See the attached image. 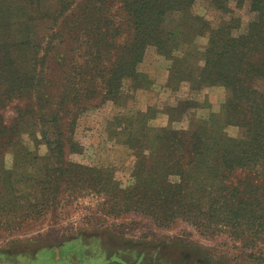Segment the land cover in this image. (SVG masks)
<instances>
[{"label": "rangeland", "instance_id": "rangeland-1", "mask_svg": "<svg viewBox=\"0 0 264 264\" xmlns=\"http://www.w3.org/2000/svg\"><path fill=\"white\" fill-rule=\"evenodd\" d=\"M45 1L28 13L34 17L28 33L36 57L28 52L32 46L22 50L7 43L4 49L6 56L14 52L20 66L18 72L6 69V76L15 77L32 67L35 77L27 81L21 99L0 96V208L6 207L9 213L20 209L27 202L17 199L10 204V196L18 194L15 190L20 194L31 191L47 169L50 181L39 183L37 190L41 185L51 187L49 210L44 217L26 220L15 228H6L3 224L7 219L0 218V264H264V236L251 235L246 227V233H235L231 227L220 225L223 219L210 216L209 208L203 213L191 209L192 205L150 199L143 193L148 178L139 181L136 171L144 159L142 174L147 176L155 161L145 140L136 136L155 127L187 129L192 117L208 119L212 115L225 125L227 135L243 138L244 129L225 122L226 89L220 85L193 89L187 81L168 86L171 60L149 44L136 66L146 80L145 86L125 77L115 96L107 97L100 83L93 95L80 96L78 93L87 91H81L82 87L91 84L90 76L78 73L74 64L82 60L84 38H76L81 29L59 33L69 11L59 15L60 1ZM6 2L10 8L15 6L12 0ZM78 2L75 0L73 6ZM120 4L115 1L113 10ZM188 8L192 16L203 18L213 28L238 17L240 25L232 31L236 36L246 31L255 15L249 0H227L225 5L193 0ZM176 16L169 13L167 20ZM209 35L208 30L196 35L192 47L203 53ZM203 63L200 58L198 64ZM2 88L1 94L6 95L5 85ZM185 99L195 102L190 114L170 122L168 108ZM61 102L66 112L61 110ZM19 108L26 110L22 125H29L36 138L27 132L10 138L4 129ZM58 111H62L60 122L66 135L61 155L53 154L58 138H45L41 132ZM70 120L72 130L68 131ZM176 161L177 157L170 160L173 164ZM217 173L225 175L221 181L234 187L248 174L252 175L251 182L262 181V176L244 168L220 169ZM168 179L180 183L181 174L169 173ZM143 204L152 206L153 213L143 210Z\"/></svg>", "mask_w": 264, "mask_h": 264}, {"label": "trees", "instance_id": "trees-1", "mask_svg": "<svg viewBox=\"0 0 264 264\" xmlns=\"http://www.w3.org/2000/svg\"><path fill=\"white\" fill-rule=\"evenodd\" d=\"M12 1L15 6L10 8L6 0H0V48L3 52L0 56V96L8 100L21 99L27 81L35 76L32 67L15 77L6 76V69L18 72L20 66L14 52L12 56H8L10 52L6 56L5 46L8 43L22 50L32 46L28 52L36 57L37 53H32L34 41H30L28 33L34 25V17L28 13L35 10V4L39 6L45 0ZM59 1V15L69 11L60 24L59 33H77L79 30L76 29L80 28L76 38H84L82 60L74 64L78 73L90 76L91 84L82 87L81 91L86 89V93L78 95H93L100 83L107 97L115 96L125 77H131L137 86H145L146 80L136 66L149 44L155 45L159 53L171 60L168 86L177 87L180 82L187 81L193 89L213 85L226 89L225 122L244 129L243 138L227 135L225 125L214 120L212 115L208 119L192 117L187 129L161 126L147 130L136 137L145 140L155 161L149 166L147 176L142 174L145 160L138 162V179L148 178V188L143 193L150 199L192 205L191 209L198 208L203 213L209 208L210 216L223 219L220 225L231 227L235 233H246L247 228L251 235L264 236V0H249L255 15L246 31L238 36L232 33L240 25L238 17L217 28L210 27L208 21L190 14L188 6L193 0H119L121 4L115 10L113 3L117 0H79L76 6H73L75 0ZM226 1L213 0L216 5H225ZM169 13L177 14L176 19L167 20ZM207 30L209 40L204 52L200 53L192 45L196 35ZM16 35L20 37L15 38ZM62 39L64 41V36ZM200 58L204 60L202 65L198 64ZM4 85L6 95L1 94ZM193 102L192 99L179 100L175 106H170L166 112L169 121L189 113L194 107ZM64 109L61 102V110ZM25 111L19 108L13 122L4 127L10 138L26 132L37 137L28 129L29 125H22ZM62 111L52 114L48 128L41 130L45 138H58L53 151L55 155L63 152L62 139L66 136L60 122ZM32 118L36 119L35 114ZM72 124L70 120L68 131L72 130ZM129 139H134L133 133L129 134ZM174 157H177L175 164L170 162ZM179 157L183 159L181 162ZM185 164L190 168H185ZM236 168L247 169L249 173L255 171L257 177L262 176V181L251 182V174L235 187L221 181L225 175H219L218 170L228 172ZM172 172L181 174L180 183L169 181L168 175ZM44 175L37 178V185L32 186L31 191L20 194L15 190L18 194L10 196L13 201L10 204L22 199L27 202L23 204L25 208H13V213L6 207L0 208V218L7 219L3 224L6 228H15L26 220H37L46 215L51 187L41 185L37 190L39 183L50 181L47 169ZM143 210L153 213L154 208L143 204Z\"/></svg>", "mask_w": 264, "mask_h": 264}]
</instances>
